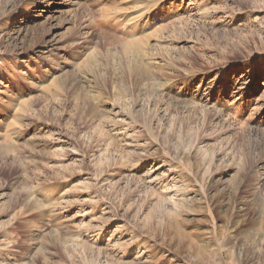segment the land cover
Instances as JSON below:
<instances>
[{"label": "rangeland", "instance_id": "374dc122", "mask_svg": "<svg viewBox=\"0 0 264 264\" xmlns=\"http://www.w3.org/2000/svg\"><path fill=\"white\" fill-rule=\"evenodd\" d=\"M0 264H264V0H0Z\"/></svg>", "mask_w": 264, "mask_h": 264}, {"label": "bare ground", "instance_id": "6f19581e", "mask_svg": "<svg viewBox=\"0 0 264 264\" xmlns=\"http://www.w3.org/2000/svg\"><path fill=\"white\" fill-rule=\"evenodd\" d=\"M115 30V29H114ZM114 30H111V31H109V30H105V31H103L104 33L102 34V41L103 42H105V43H109V42H112L114 39V37H113V34H112V32H114V33H116V31H114ZM120 35V34H119ZM116 36V35H115ZM127 47V46H126ZM128 48V47H127ZM152 60V59H151Z\"/></svg>", "mask_w": 264, "mask_h": 264}]
</instances>
